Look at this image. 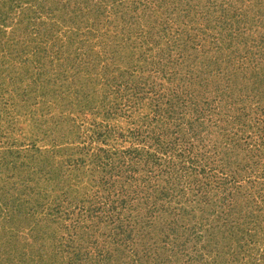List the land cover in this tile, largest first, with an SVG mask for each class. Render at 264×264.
Masks as SVG:
<instances>
[{"label": "rangeland", "instance_id": "rangeland-1", "mask_svg": "<svg viewBox=\"0 0 264 264\" xmlns=\"http://www.w3.org/2000/svg\"><path fill=\"white\" fill-rule=\"evenodd\" d=\"M9 1L0 4V264H24L32 249L20 263L16 249L49 218L74 245L79 217L98 224L102 259L147 250L105 226L98 206H111L108 194L168 260L264 264V226L255 228L264 224V0H204L199 11L187 0ZM102 152L117 166L103 193ZM57 162L70 171L46 178ZM192 194L207 204L187 203ZM66 199L64 215L37 204ZM219 211L229 220L214 222ZM193 225L216 237L197 238Z\"/></svg>", "mask_w": 264, "mask_h": 264}, {"label": "trees", "instance_id": "trees-1", "mask_svg": "<svg viewBox=\"0 0 264 264\" xmlns=\"http://www.w3.org/2000/svg\"><path fill=\"white\" fill-rule=\"evenodd\" d=\"M9 0H0V4L2 6L8 4ZM12 3L14 4V1L11 0ZM9 1V2H11ZM26 1L27 0H23ZM22 0H20L21 3H24ZM80 1V0H78ZM114 3L116 2V0H112ZM202 1L204 0H187L184 1L185 2V6L190 7V8H194L196 9V11H199L200 9L204 8V6L201 5V3H203ZM37 3L36 0H28L27 3ZM89 0H83V4L85 6H87ZM196 3V4H194ZM214 4H217V1L213 2ZM194 5V7L190 6V5ZM184 12V11H183ZM196 14V13H195ZM246 14V13H245ZM245 14H243V16H245ZM238 21V20H237ZM227 23V22H226ZM227 26H229V24H225L223 23V25H221V29L226 30ZM56 94V93H55ZM127 104V103H126ZM234 120V119H233ZM229 123V122H228ZM133 138V137H131ZM247 143V142H244ZM248 144V143H247ZM192 150V149H191ZM104 153L103 156H99V161H98V168L100 169L101 174H103V176H99L100 178V186H99V192H105L104 190H108L107 189V184L106 183H110L113 184L112 186H115L116 181H112L111 179H114V172L117 171V166L114 162V160H112L110 157H112L111 155L108 154V152H102ZM101 153V154H102ZM192 153V152H191ZM136 154L138 155V153L136 152ZM35 156V155H34ZM46 156H48V153L46 154ZM53 155H51L52 158ZM148 156H154L153 154H149ZM202 156V155H201ZM203 157V156H202ZM36 159V157H35ZM44 162H47V159H43ZM65 163V161H63ZM63 162H57V166L51 167V169L48 171V174L46 176V178L51 180L53 178H58V179H62V174L66 171L69 170V166L68 165H63ZM68 162V161H67ZM190 163L189 161V157L187 156L186 158H181L180 161H178L177 163H175L174 165H172V167L170 168L169 172H170V176L172 175L174 168L180 166L183 168V164L185 163ZM178 165V166H177ZM59 166V167H58ZM224 166V165H223ZM41 168V167H40ZM50 168V167H49ZM68 168V169H67ZM173 170V171H171ZM204 170L206 172V169L204 167ZM43 171V170H42ZM46 171V170H45ZM53 171V176L50 175L52 174ZM71 175L73 174L70 173ZM69 175V174H68ZM106 175V176H105ZM64 177V176H63ZM75 177V176H74ZM105 177H108L107 179H104ZM197 180H195L196 182ZM97 183V181H96ZM178 183H183V185L186 183V180H184V178H182V181L178 180ZM196 183H200V182H196ZM233 183V182H232ZM183 185L181 186V190L180 193L186 192L185 187H183ZM262 187L258 190L261 193H264V185H261ZM178 184H176V189H178ZM194 192V191H192ZM195 192L197 193V190H195ZM102 193L99 195L102 198H105V196H102ZM182 194V195H183ZM109 197H106L107 202L111 203V206L109 208H106L104 205H100L98 207H100L103 211V214H100L101 220L106 224L105 226L110 227L112 230L110 231H114L117 230L120 232L121 236H126V241H132L134 238L137 240L138 243H142L145 242L147 243V250L144 249H140V248H135L132 247L130 245L125 246L122 250L118 251L116 250V255L113 256L110 255L109 257H105L104 259H102L101 257V243H98L100 241V237L102 236H107L104 234V232H101L100 230V226L96 223H94V225L92 226V224L90 225V230L87 229L88 225H84L82 223L79 224V222L81 221V219H83L84 217H79L77 219V225L75 228V245L73 243V240H68V239H64L63 236H60L59 232H57V224L55 223V220L59 221L60 218H49L48 222H47V230L46 232H39V234L37 235V237L34 239L33 243H29L28 246L25 245V241L23 242V246H21L19 249H16V253H18V263L22 262L23 260H25L26 254L23 252L24 250H26L27 248H31L33 251V255L29 256L28 259L24 262V264H128V263H132V264H153V262H155V257L157 258H161V261L158 262L157 264H190L189 261L194 262V260H192V257H189L188 262H182L180 263L179 261H177V259L179 258L178 256H176V252H173V254L171 253V258H169L166 256H163L160 254L161 253V249H160V244H155V242L157 243L158 240L155 237V234L152 233H146V234H142L141 230L143 229V225H144V221L140 220L139 216H135L132 215V209L129 213L126 214V216H121L120 213L118 212V208H125V205L122 206L121 202L117 203L115 199L111 198V195L108 194ZM193 195V194H192ZM165 198L171 200L172 198V193L169 191H165L164 195ZM196 194L191 196L190 198H188L187 203H198L199 207H203V204H205L206 199L203 198L202 201H199L196 198ZM67 198V197H66ZM176 198V196H175ZM173 200V199H172ZM187 200V199H186ZM46 201H41L37 204H40V207H48L45 208L48 212H53L54 213H59L60 211H65V210H69L72 207V203L73 201H69V200H60L59 203H57L53 209H51V207L46 204ZM96 203H98L97 200H95ZM252 202L253 205L255 206L256 209H258V204L256 201L255 196L252 197ZM102 202H100L99 204H101ZM195 204H192L195 206ZM207 204V202H206ZM37 209V207H36ZM64 209V210H62ZM91 210H87V216L89 217L90 213L93 212L92 208H90ZM98 210H100L99 208H97ZM96 210V209H94ZM105 211V212H104ZM94 213V212H93ZM215 220L214 222H218L220 224V221L225 222L226 220H229L228 216L226 215V213H224L223 211H219V212H215ZM81 214V212L79 213V215ZM60 215H64L63 213ZM92 217V216H91ZM99 218V217H97ZM202 219L207 220L206 217H203ZM201 219V221H202ZM242 219V218H241ZM89 221L88 219L82 221V222H86ZM140 223H143L142 226H140ZM264 226L263 223L261 222H257L255 223V228L256 230L261 229ZM220 227V226H219ZM213 226V229L219 228ZM203 228V227H202ZM221 228V227H220ZM210 227L206 230L207 235L201 234L199 232V229L197 227H195L193 225V234L196 235L197 238H205L206 241H211L212 238L216 237V236H212L211 237V231L212 229H210ZM254 229V228H253ZM243 230V229H242ZM255 230V231H256ZM205 232V233H206ZM195 235H193V237H195ZM208 236V237H207ZM18 236H16L17 238ZM99 237V238H98ZM110 238V237H109ZM99 239V241H98ZM167 239H168V235L165 234L164 235V243H167ZM5 245V242L3 243ZM180 243H175L172 242V246L177 247L180 246L182 248H184L183 245H179ZM99 245V246H98ZM22 248V249H21ZM164 249V248H163ZM166 249V248H165ZM185 249V248H184ZM8 251V249L6 247H4L3 249L0 250V252L5 255V253ZM118 251V252H117ZM98 252V253H96ZM177 253L181 254L182 252L177 250ZM11 252L9 253V259L14 260V256L15 255H10ZM181 256V255H180ZM174 258V259H173ZM112 259V260H111ZM151 259L153 261H151ZM16 261V260H14ZM197 264H199L197 262Z\"/></svg>", "mask_w": 264, "mask_h": 264}]
</instances>
